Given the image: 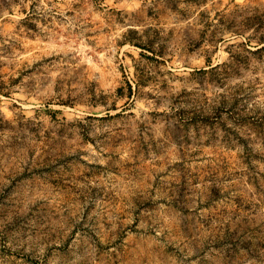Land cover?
Instances as JSON below:
<instances>
[{"label":"rangeland","instance_id":"1","mask_svg":"<svg viewBox=\"0 0 264 264\" xmlns=\"http://www.w3.org/2000/svg\"><path fill=\"white\" fill-rule=\"evenodd\" d=\"M0 264H264V0H0Z\"/></svg>","mask_w":264,"mask_h":264}]
</instances>
